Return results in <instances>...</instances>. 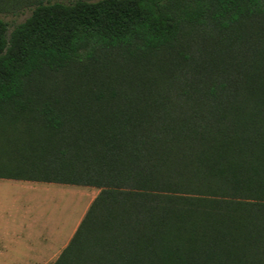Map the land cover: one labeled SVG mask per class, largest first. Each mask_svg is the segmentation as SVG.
<instances>
[{
  "label": "trees",
  "instance_id": "obj_1",
  "mask_svg": "<svg viewBox=\"0 0 264 264\" xmlns=\"http://www.w3.org/2000/svg\"><path fill=\"white\" fill-rule=\"evenodd\" d=\"M0 178L100 189L53 264H264V0L0 17Z\"/></svg>",
  "mask_w": 264,
  "mask_h": 264
},
{
  "label": "rangeland",
  "instance_id": "obj_2",
  "mask_svg": "<svg viewBox=\"0 0 264 264\" xmlns=\"http://www.w3.org/2000/svg\"><path fill=\"white\" fill-rule=\"evenodd\" d=\"M55 2L74 0H0V17L9 22L10 26L25 21L39 2ZM97 1V0H90ZM0 184V229L14 225L9 221L10 207L17 197L27 198L21 189L16 188L11 181H2ZM100 192V189L83 185H57L47 201L49 208V221L60 226L56 241V260L67 244L66 237L72 229L82 220L86 210ZM2 215L6 218L3 219ZM18 224V223H17ZM0 234V264H26L28 242L12 240L11 236ZM35 252H33L34 254ZM34 260V259H33ZM54 261L49 264H53Z\"/></svg>",
  "mask_w": 264,
  "mask_h": 264
},
{
  "label": "crops",
  "instance_id": "obj_3",
  "mask_svg": "<svg viewBox=\"0 0 264 264\" xmlns=\"http://www.w3.org/2000/svg\"><path fill=\"white\" fill-rule=\"evenodd\" d=\"M2 181L16 183L14 184L15 187L21 189L24 195L29 194V196L27 198L17 197L14 200L8 215L9 221H12L14 225L0 229V234L11 236L14 241L24 240L28 242L26 264L55 262L57 234L60 232L61 225L51 223L48 220L50 211L47 201H49L50 194L55 191L57 185L66 186L70 184L0 178V184L4 183ZM2 217L3 219L6 218L5 215H2ZM80 222L81 220L68 236H61L63 240L69 238L65 247L73 237ZM33 252L35 253L33 254Z\"/></svg>",
  "mask_w": 264,
  "mask_h": 264
}]
</instances>
